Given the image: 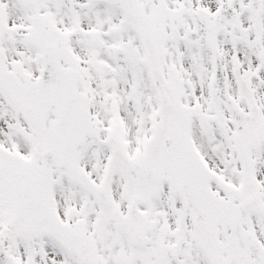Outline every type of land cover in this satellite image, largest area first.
Instances as JSON below:
<instances>
[{
	"label": "snow or ice",
	"instance_id": "obj_1",
	"mask_svg": "<svg viewBox=\"0 0 264 264\" xmlns=\"http://www.w3.org/2000/svg\"><path fill=\"white\" fill-rule=\"evenodd\" d=\"M0 264H264V0H0Z\"/></svg>",
	"mask_w": 264,
	"mask_h": 264
}]
</instances>
